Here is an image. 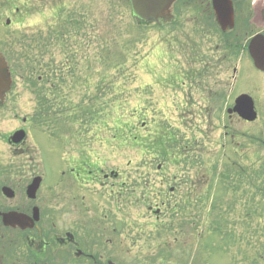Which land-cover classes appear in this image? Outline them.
Here are the masks:
<instances>
[{"label":"rangeland","instance_id":"rangeland-1","mask_svg":"<svg viewBox=\"0 0 264 264\" xmlns=\"http://www.w3.org/2000/svg\"><path fill=\"white\" fill-rule=\"evenodd\" d=\"M197 1L176 3L173 22L161 25L137 20L128 0H0V47H35L32 39L75 25L69 49H42L50 78L43 69L30 75L8 65L13 84L0 105V163H36L38 171L40 163L56 165L58 178L43 193L57 185L51 191L87 194L93 222L122 213L129 226L121 254L111 244L93 248L97 257L264 264V163H246V121L227 113L246 91L249 59L243 38L227 45L218 25L199 17ZM33 48L28 53L37 55ZM41 91L52 98L51 123L36 120ZM65 107L71 110L60 113ZM23 117L30 121L25 154L15 156L7 140ZM82 152L87 163L120 172L115 186L73 184L61 173L80 163ZM98 223L108 227L105 239L113 238V221Z\"/></svg>","mask_w":264,"mask_h":264},{"label":"flooded vegetation","instance_id":"flooded-vegetation-1","mask_svg":"<svg viewBox=\"0 0 264 264\" xmlns=\"http://www.w3.org/2000/svg\"><path fill=\"white\" fill-rule=\"evenodd\" d=\"M190 1L179 2L186 5ZM230 1L234 28L223 32V38L227 45L236 41V47L243 38L242 50L249 59L246 64V91L242 92L246 93V163H264V63L261 67L256 66L251 52L255 49L264 54V0ZM197 2L201 8L199 17L217 24L213 0ZM176 3L172 7L173 14H176ZM226 33H232V36L227 34L226 38ZM7 100V95L1 96L0 105H4ZM227 113L229 117H239L235 111ZM21 121L23 125L16 130H24L26 136L18 144L11 142V135L7 140L15 156L25 154L23 145L30 129L28 117H23ZM15 164L0 163V264H99L101 259L104 260L103 264H119L116 261L119 259L113 260L111 252L108 256L97 257L93 248L104 249L107 245L115 244V252L121 254L122 235L124 228L129 226L123 222L125 220L121 212L118 217L111 211L103 217L95 215L93 222L92 216H89L92 207L87 194L72 190L67 193L51 191L57 185L51 186L50 192L43 193L42 189L48 180H57L58 166L47 164L45 167L40 163L41 170L38 171L36 163ZM141 164L147 167L154 165ZM161 168L158 165V171ZM66 172L73 184L93 181L105 186L112 180L114 185L120 177L118 170L104 171L102 163H67V171L61 173ZM50 173L53 175L48 176ZM37 178L39 181L34 187ZM142 183L149 184V180L143 179ZM174 190L175 187L170 188V192ZM66 210L68 216L63 220L61 217ZM153 212L159 214L161 211L157 209ZM100 218L101 222L103 219L113 221V238L110 236L105 239L109 231L107 226L98 223ZM91 222L93 229L90 227ZM132 241L135 243V240Z\"/></svg>","mask_w":264,"mask_h":264},{"label":"water","instance_id":"water-1","mask_svg":"<svg viewBox=\"0 0 264 264\" xmlns=\"http://www.w3.org/2000/svg\"><path fill=\"white\" fill-rule=\"evenodd\" d=\"M133 12V16L137 19L148 21L154 20L160 23H165L171 20V6L175 0H129ZM215 15L218 25L224 30H229L234 26L232 3L230 0H213ZM252 57L255 65L261 67L264 61V54L259 50L253 49ZM11 84L9 73L5 62L0 55V97L9 89ZM241 117L246 119V94L240 95L236 99V104L233 108ZM24 137L23 132H17L14 137V142H19ZM36 186L39 178L35 179Z\"/></svg>","mask_w":264,"mask_h":264},{"label":"trees","instance_id":"trees-1","mask_svg":"<svg viewBox=\"0 0 264 264\" xmlns=\"http://www.w3.org/2000/svg\"><path fill=\"white\" fill-rule=\"evenodd\" d=\"M78 24V23H77ZM79 25V24H78ZM72 28L75 29V25L71 26ZM69 26H67L66 24L63 25V27L59 30H53L50 33V39H44V37H40L41 39L38 40L36 38L32 39L33 41L36 42L35 47L32 46L30 43H28V45L25 46V43H21L22 46L24 47L22 50H18L17 47H15V45L13 44V46L9 43L5 44L2 43L1 44V51L4 55V57L6 58V61L8 63V65L10 64H14L16 65V67H21L22 69L30 72L31 74H35L38 70H44L48 75L46 76V79L50 78L51 75L53 73L52 69L49 67L48 64H44L43 63V58H44V54L42 49L45 51L46 49H48V47L53 43V45H58V46H62L66 49L70 48V44H69V40L71 38V30ZM22 39H19V41H21ZM18 41V40H17ZM13 47V49L11 47ZM9 47V48H8ZM29 47L33 48V50H35V48L37 47V55H31L29 54ZM20 59L23 61L22 64H19L18 62H20ZM50 91L52 92V94L54 95L55 90H53L52 88H50ZM50 97H47L46 91H41L40 95L38 97V104H39V114L36 115V120L41 121L43 123H45V121L47 119H50V123L52 122L51 116H53L52 114H49L50 111L53 109V104H51V100L47 99ZM71 109L69 108H64L63 110L60 111V113H66L68 111H70ZM60 119H65L63 117H61ZM61 129V128H60ZM171 144V143H170ZM80 160L82 163L87 162V159L85 157V152L81 153L80 156Z\"/></svg>","mask_w":264,"mask_h":264}]
</instances>
